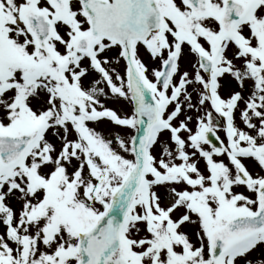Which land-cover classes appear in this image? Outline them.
Listing matches in <instances>:
<instances>
[{
	"label": "snow or ice",
	"instance_id": "snow-or-ice-1",
	"mask_svg": "<svg viewBox=\"0 0 264 264\" xmlns=\"http://www.w3.org/2000/svg\"><path fill=\"white\" fill-rule=\"evenodd\" d=\"M0 264H264V0H0Z\"/></svg>",
	"mask_w": 264,
	"mask_h": 264
}]
</instances>
